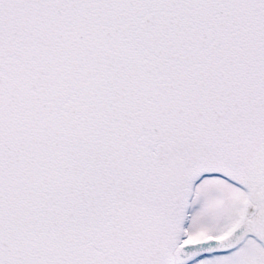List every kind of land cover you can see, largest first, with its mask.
<instances>
[{"label":"snow or ice","instance_id":"obj_1","mask_svg":"<svg viewBox=\"0 0 264 264\" xmlns=\"http://www.w3.org/2000/svg\"><path fill=\"white\" fill-rule=\"evenodd\" d=\"M0 264H264V0H0Z\"/></svg>","mask_w":264,"mask_h":264}]
</instances>
